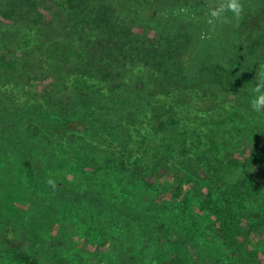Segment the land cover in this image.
Instances as JSON below:
<instances>
[{
	"label": "trees",
	"instance_id": "1",
	"mask_svg": "<svg viewBox=\"0 0 264 264\" xmlns=\"http://www.w3.org/2000/svg\"><path fill=\"white\" fill-rule=\"evenodd\" d=\"M48 1L53 3L55 10L51 7L52 15L47 16L41 13L49 9L42 1L0 0V165H3L0 179L12 173L38 190L49 202L46 204L52 205L66 220L83 218L88 211L93 217V205L97 199L102 200V189H76L61 176L51 174L49 166H53L54 161L50 152L61 148L65 157L83 156L97 167L107 160L120 158L114 153L107 155V151L99 147L103 130L101 123L95 121V113L110 104L106 98H114V90L119 93L123 81L146 80L151 88L154 87L158 99L145 97L141 100L135 94V110L121 122L128 127H143L154 148L147 151L150 154L146 158L145 146L133 141L126 150H120L121 158L115 164L121 170L133 167L128 181L134 184L137 176L153 193L142 197L143 205L135 206L133 200L129 205L127 199L113 202L114 215L122 210L126 217L134 218L140 211H149L152 221L172 210L192 220L200 213L204 222L199 227L200 233L212 241L224 263L264 264V243H259L262 238L259 240L257 236L264 234V129L261 128L262 118L260 120L251 109L243 106L245 103L238 101L247 87L243 80H254L258 65L264 66V35L259 36L262 34L260 28L264 30V18L259 17L263 20L261 26L254 21L257 16L248 15L242 19V26L250 21L249 36L247 32L242 33L241 26L232 28L230 34L227 31L231 25L217 26L211 45L209 40L200 38L199 28L201 22H205L190 19V16H176L175 9L181 5L185 12L188 9L186 13L197 12L198 8L202 10L206 0H153V6L139 5L133 13L137 16V30L115 19L117 13L109 4L110 0ZM252 2L247 1L246 6H252L249 5ZM256 2L263 12L264 0ZM61 18L66 21L61 23ZM147 21L154 22L158 30L160 40L156 48L160 51L152 54L147 50L144 55H137L134 45L145 43L139 28H146ZM158 54L162 59L159 64L156 62ZM21 71H25L28 82L23 75L21 80L16 78ZM40 78L44 82L48 78L53 80L49 85L51 91L64 89L71 94L76 106L83 108L81 115H57V105L47 101V92L39 85ZM111 79L118 81L115 88L109 85ZM166 96L176 105L178 115L171 121L167 113L156 118L150 114L147 119L144 114L148 108L154 109L151 104L163 102L160 97ZM237 117L254 124L253 136L257 141H252V148L237 159L233 168L228 167L221 177V186L215 189L208 181L204 184L187 178L184 173L178 180L176 175H171V171H180L181 161L175 162L176 159L189 157L197 165L206 167L209 176L212 163L205 151L207 137L211 134L216 138L220 135L219 129L225 128L223 132L232 138L239 133L237 139H242L244 128L235 124ZM176 126H180V134L173 140L168 139L167 132L175 134ZM103 129L109 132L106 127ZM106 145L104 141L102 146ZM147 160L156 161L153 170L143 168ZM11 169L7 174L6 170ZM210 176L213 180L214 176ZM110 177L108 175L106 182H111ZM166 177L171 178L169 183ZM49 178L56 181V190L46 184ZM123 192L130 194L126 188ZM139 203L141 199L136 204ZM253 210L260 211L259 219L242 221L240 213ZM0 218L6 217L0 214ZM10 218L9 215L7 219ZM23 220L25 228L17 225L18 221L0 223V243L8 245L0 248V264H53L20 244L30 243V229L41 225L34 214L25 215ZM109 227L120 233L127 228L113 223ZM93 228L92 225L89 229L93 231ZM170 230L151 228L161 242L169 243L155 253L157 264H202L200 255L190 256L183 249L182 244L187 247L190 242L188 236L181 234L173 238ZM102 234L108 235L106 231ZM177 239L184 241L181 248L173 247Z\"/></svg>",
	"mask_w": 264,
	"mask_h": 264
},
{
	"label": "rangeland",
	"instance_id": "2",
	"mask_svg": "<svg viewBox=\"0 0 264 264\" xmlns=\"http://www.w3.org/2000/svg\"><path fill=\"white\" fill-rule=\"evenodd\" d=\"M39 1H42L41 3H44L49 7V9H47L48 11L41 10L42 15H52V11L55 10L53 3L48 0ZM247 1L243 0L245 4L244 17L248 15H252L253 17L257 16L254 21L257 25L261 26L263 20H259V17L264 18V11H261L256 0H253V2L249 4L252 5L250 7L246 6ZM211 2V0L204 1V10L203 7L202 10L198 8L197 12L190 10V14L186 13L188 9L185 12L183 10L185 7L177 5L175 8L177 11L176 16L179 14L181 18L190 16V19L196 18L205 22L204 13ZM109 4H112L113 9L117 13L115 19L118 22L120 21L132 26L131 28H135V23H137V16L133 14L135 12V7H140L139 5L153 6V0H110ZM51 7H53V10L50 9ZM252 16H250L251 21ZM60 20L61 23H64V20L66 21L65 18H61ZM147 22L146 28H139L141 29V37H143L145 43L134 45L137 55H144L147 50L152 54L160 51V48H156V43L160 40L158 30L154 22ZM249 22L250 21H246L244 26H242V24H240L241 27L239 26L242 33L247 32L246 34H248V36V30L252 29V27L248 26ZM201 26L202 27L199 28L200 37L202 33L206 34V38L203 40H209L212 45L216 37L217 27L210 28L207 24L205 25V23L202 22ZM227 28H229V26ZM232 28L233 27L231 26L227 31L228 34L233 31ZM135 29L137 30V28ZM252 32L254 33V29ZM259 32H262L259 36L264 35V30H262V28H260ZM134 40H139V38L134 37ZM156 59L157 64L162 63L160 54L156 56ZM261 60L262 58L259 59V62ZM258 66L260 68L262 65L259 64ZM116 72L118 71L116 70ZM22 75L24 77L23 79L28 82L29 79L25 77V71L19 72L18 75H16V78L21 80ZM113 80L111 79V82H113ZM135 81L136 79H130L129 83L123 81L124 86L119 89V93L115 89L114 98L109 96L106 98L110 104L106 105L105 109L102 111L95 113V121L101 123V130H103L99 147L102 148L103 152L106 150L107 155H113L112 153H114L121 158V154L119 153L120 150H126V147L133 141H140L145 146L146 151L144 154L146 158L147 155L150 154H147V151L154 148L153 143L149 139L148 132L142 130L143 127H128L121 122L122 119L128 116L129 112L135 110V106L133 105L135 103V94L140 97L141 100H144L145 97L158 99L157 92L153 91L154 87L151 88L148 81ZM243 81L247 84V87L245 88L246 90L242 92L241 98L239 95L238 101L239 103H245L243 106L249 110L251 109L249 105V100L252 95L251 89L256 81L248 79H244ZM52 82L53 80L50 78L45 80V82L43 79H39L41 90L47 92L45 93L46 98H48L47 101H53L54 104L57 105V115L60 117H64L67 113L71 114L70 117L81 115L83 108H78L76 106L71 94L65 93L64 89H61L60 91L59 89H54L51 91L49 85H51ZM111 82H109V85H111L112 88H115V82L118 81ZM155 85H157V83ZM168 97L169 96L160 97L164 100L163 102L161 100H159V102H151L152 104L150 107L154 109H147L146 114H144L147 119L150 118V114L156 118L158 115L167 113L171 121L178 115L176 105L169 102L167 100ZM153 112H156L157 114L154 115ZM252 114L256 115L260 120L262 118L261 128L264 129V113L253 111ZM231 115H233V113H231ZM239 117L235 118L234 121L236 125H242L244 128L242 139H237L239 133L234 134V138H232L231 135L223 132L225 128L219 129L220 135L216 138H212L211 134H209V136L207 135L208 143L206 144V148L208 146V149L205 151L207 152V159L212 163L210 175L214 176L213 180L211 179L212 176L206 174V167L197 165V163L189 157H178L175 162L181 161L179 166L180 171H171L173 173L171 175H176L178 180L179 176L184 173L187 178L190 177L192 180L203 183L208 181L215 189L216 187L221 186V177H223V174L228 171V167L233 168L232 166L237 163V159H240L244 152L248 153L250 148H252V141H257V137L253 136L255 133V131L252 130L254 124H249L250 120L247 121ZM104 127L109 129L110 133L104 130ZM174 131L175 134L173 135H170L167 132V135L170 137L168 139L173 140L174 137L180 134V126H176ZM216 133V131L212 130V134L216 135ZM105 139L109 140L106 141ZM165 139H167V137H165ZM244 139H246L244 144L240 145ZM104 141L105 145L107 144L106 146H102ZM50 153L52 156V162L54 161L52 164L53 166H49L51 174L61 176L70 187L76 189L84 190L93 187L102 189V200L97 199L95 205H93V217L89 216L88 211L84 214L85 217L69 221L62 218L60 213L55 212V208L53 209L52 205H47L46 203L49 202L44 200L43 195L23 180L16 178L12 173L7 177L1 176L0 214L6 218L2 220L1 217L0 223L2 225L15 224L18 221L16 224H20L19 226H21V228H25L26 222L23 220L25 215H36L37 219L41 221V225L30 229V243L20 244L23 245L24 249L30 250L31 253L39 256L43 261H52L53 264H157L154 260L155 253L165 246H168L169 243L161 242L157 238L156 231H151V228L156 226L159 229H171L170 234L173 238L179 237L181 234L187 235L190 241L187 242L189 244L186 245L188 248L183 246L182 243H184V241H179L178 239V242L176 244L174 243L173 247L181 248L180 245L182 244L183 249H185L190 256L192 254L200 255L203 261L202 264H226V262L224 263V261L218 257V254L212 245V241L200 233L199 227L204 224L202 221L203 214L199 213L194 220H192L188 218L189 216L180 217L178 210H172L162 216L154 217L152 221L149 218V215L152 213L149 211L142 212L139 210L140 214L134 218L126 217L122 210L117 211L114 215L115 207H113V202L127 199L129 205L133 202L135 206L143 205L144 202L142 201V197L149 196L153 193L143 186L142 181H140L137 176L134 178V184H131V182L128 181L133 167L129 170L118 169L115 163H117L120 158H117L118 160L116 158H113V160H107L106 163L102 162V164L97 167V164L96 166L91 164L86 161V159L82 158L83 156L78 158L73 154L72 158L65 157L67 155L61 148L53 150ZM155 163L156 161L148 162L147 160L142 166L143 168L153 170ZM8 165L13 167L11 163H8ZM1 166L3 165H0V167ZM4 168L6 169V165H4ZM11 171L12 169L6 170V173L9 174ZM108 175L114 177H110L111 182H106ZM166 178V183H169L171 178ZM3 182L5 183L2 186ZM162 182H165V179H162ZM187 183H189V181ZM189 184L192 185L191 183ZM122 187L130 191V194L123 192ZM140 199L141 203L136 204ZM179 201H182V197L179 198ZM111 210H114V212L112 213ZM187 212L190 213L189 210ZM259 214L260 211L258 210L243 211L240 213V216L244 222H254L259 219ZM9 215L11 218L7 219ZM110 223H113V225L118 224L121 228L123 226H126L127 228L123 229L120 233L115 228H108ZM92 225L94 227L93 231L89 229ZM102 231H106L108 235L104 237ZM257 236L259 240L262 238L259 243H264V234H257ZM5 246H8L7 243H0V248Z\"/></svg>",
	"mask_w": 264,
	"mask_h": 264
},
{
	"label": "clouds",
	"instance_id": "3",
	"mask_svg": "<svg viewBox=\"0 0 264 264\" xmlns=\"http://www.w3.org/2000/svg\"><path fill=\"white\" fill-rule=\"evenodd\" d=\"M183 11V10H182ZM245 15V4L243 0H212L204 13L205 23L210 28L217 26L231 25L239 28ZM201 39L206 38V34H201ZM256 81L251 89L249 105L252 111L264 113V66H261L254 76ZM53 190H56V181L49 178L46 181Z\"/></svg>",
	"mask_w": 264,
	"mask_h": 264
}]
</instances>
